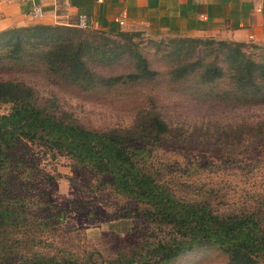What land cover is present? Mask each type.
Returning a JSON list of instances; mask_svg holds the SVG:
<instances>
[{
  "label": "trees",
  "instance_id": "obj_1",
  "mask_svg": "<svg viewBox=\"0 0 264 264\" xmlns=\"http://www.w3.org/2000/svg\"><path fill=\"white\" fill-rule=\"evenodd\" d=\"M141 33L107 34L87 27L44 24L0 32V106L10 108L0 115V264H95L72 255L57 258L32 250L21 253L19 243L10 236L9 230L29 221L22 197L12 192V168L21 164L18 155L29 144L110 177L116 193L140 205L141 219L156 228L157 233L137 253L109 264H171L208 246L226 255L229 264H264L260 218L217 214L205 202L179 199L158 179L152 167L153 149L169 133L158 113L138 109L125 128L92 130L67 116L57 95L46 91L48 86L82 98L97 97L103 89L153 81L158 74L132 41ZM227 42L170 41L173 49L169 54L183 59L171 69V79L196 75L202 84L212 85L227 79L229 88L220 95L222 99L264 101V65L243 53V43ZM216 44L222 63H207L202 58L189 61L199 46L208 47L206 58L214 53L211 47ZM124 57L136 62L133 71L107 78L100 74L98 68L110 67ZM248 127L240 132L239 142L242 136H264V125L255 131Z\"/></svg>",
  "mask_w": 264,
  "mask_h": 264
},
{
  "label": "rangeland",
  "instance_id": "obj_2",
  "mask_svg": "<svg viewBox=\"0 0 264 264\" xmlns=\"http://www.w3.org/2000/svg\"><path fill=\"white\" fill-rule=\"evenodd\" d=\"M178 39L183 38H152L143 32L132 39L158 74L153 81L103 89L97 97L86 98L48 86L45 89L57 95L67 116L92 130L125 128L138 109L158 113L169 128L153 149L152 167L158 179L179 199L205 202L217 214H254L264 226V136H242L240 142L238 138L245 127L255 131L264 125V101L222 99L220 95L229 88L227 79L213 85L202 84L196 75L172 80L171 69L183 61L181 56L169 54L173 49L170 41ZM243 44V53L264 65V42ZM207 48L199 46L189 61L202 58L207 63H222L220 47L213 45L214 53L204 58ZM135 67L136 62L124 57L98 70L107 78ZM9 109L0 106V115ZM24 151L18 155L21 164L12 168V192L22 197L29 221L9 230L21 253L32 250L57 258L72 255L82 262L109 264L134 255L157 233L141 219L140 205L116 193L110 177L36 145L29 144ZM171 264L229 263L226 255L208 246Z\"/></svg>",
  "mask_w": 264,
  "mask_h": 264
},
{
  "label": "crops",
  "instance_id": "obj_3",
  "mask_svg": "<svg viewBox=\"0 0 264 264\" xmlns=\"http://www.w3.org/2000/svg\"><path fill=\"white\" fill-rule=\"evenodd\" d=\"M36 9L42 15L33 17ZM152 38L264 42V0H0V32L35 24Z\"/></svg>",
  "mask_w": 264,
  "mask_h": 264
},
{
  "label": "built area",
  "instance_id": "obj_4",
  "mask_svg": "<svg viewBox=\"0 0 264 264\" xmlns=\"http://www.w3.org/2000/svg\"><path fill=\"white\" fill-rule=\"evenodd\" d=\"M41 15H42V12L39 9H36L33 13V17H39ZM79 27L86 28V18L84 16L79 18Z\"/></svg>",
  "mask_w": 264,
  "mask_h": 264
}]
</instances>
